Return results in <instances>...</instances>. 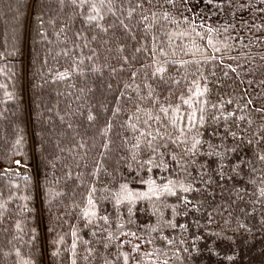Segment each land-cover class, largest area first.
Segmentation results:
<instances>
[{
	"label": "trees",
	"instance_id": "obj_1",
	"mask_svg": "<svg viewBox=\"0 0 264 264\" xmlns=\"http://www.w3.org/2000/svg\"><path fill=\"white\" fill-rule=\"evenodd\" d=\"M96 8L0 0V264H264V0Z\"/></svg>",
	"mask_w": 264,
	"mask_h": 264
},
{
	"label": "snow or ice",
	"instance_id": "obj_2",
	"mask_svg": "<svg viewBox=\"0 0 264 264\" xmlns=\"http://www.w3.org/2000/svg\"><path fill=\"white\" fill-rule=\"evenodd\" d=\"M63 2H64V0H61V3H63ZM69 2H70L72 5L77 6V7H79L80 5H88V6L91 8V11H92V12H97V8H96V4H97V2H98L99 4H101V5H104L105 3H107V4H113V3H114V0H69ZM137 6L140 7L139 4H138ZM129 15H131V13H130ZM103 18H104V17L101 16V15H99L98 12H97V15H92L91 13H89V14L87 15V20H88L89 22H96V21H98V20H102ZM144 19L147 20L148 17L145 16ZM121 23H123V21H121ZM97 26L99 27V24H97ZM106 30H107V29H105V31H106ZM137 51H139V49H137ZM158 71H159V72H162L163 69H158ZM190 91H191V90H190ZM206 91H207L206 88H204L203 90H201V89L199 88V86H197L194 95H195V96H203L204 93H205ZM250 102H251V101H249V103H250ZM182 103L187 104V105H189V107H191V106H192V98H191V97H190L189 99H183V98H182ZM229 103H231V101H229ZM214 107H215V105H214ZM161 110L164 111L165 113H167V112L169 111V109H167V108H162ZM178 110H179V109H177V111H178ZM201 111H202V110H201ZM233 115H235V113H229V116H233ZM229 116L224 117V119H228ZM194 117H195V113H192L191 116H189L188 119H189V122H190V123L193 122V118H194ZM217 118H219V117H217ZM88 119H89V120H93L94 117H93L92 115H89ZM203 120H204V117H203V115H201V116L199 117V121L201 122V124H202ZM232 135L234 136L235 133H233ZM196 143H199V141L197 140ZM259 159L262 160V161H264V156H260ZM17 164H19V161H17ZM190 190H191L190 188H184V191H185V192H188V191H190ZM189 203H190V201H189ZM88 204L91 205L92 208L95 207L94 202L92 201L91 198L88 199ZM95 215H96V213H95L94 211H92V210H88V211H85V212H84V216H85L86 218H88V217H95ZM103 219H105V221H106V220H107V217H104ZM91 222H92V220L89 219V220H88V223H91ZM133 235H135V234H133ZM74 246H75V245H73V247H74ZM137 247H139V246H137ZM125 261H127V257H125ZM73 264H75V262H73Z\"/></svg>",
	"mask_w": 264,
	"mask_h": 264
},
{
	"label": "rangeland",
	"instance_id": "obj_3",
	"mask_svg": "<svg viewBox=\"0 0 264 264\" xmlns=\"http://www.w3.org/2000/svg\"><path fill=\"white\" fill-rule=\"evenodd\" d=\"M188 1L197 23L209 26L214 32L224 29V9L231 4V0ZM16 168L20 170L19 166H16Z\"/></svg>",
	"mask_w": 264,
	"mask_h": 264
},
{
	"label": "built area",
	"instance_id": "obj_4",
	"mask_svg": "<svg viewBox=\"0 0 264 264\" xmlns=\"http://www.w3.org/2000/svg\"><path fill=\"white\" fill-rule=\"evenodd\" d=\"M17 166H19V165L17 164Z\"/></svg>",
	"mask_w": 264,
	"mask_h": 264
}]
</instances>
